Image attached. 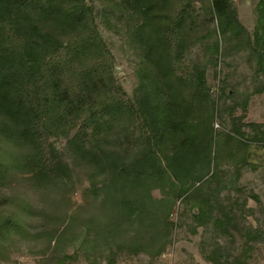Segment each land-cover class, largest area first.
<instances>
[{"label": "rangeland", "instance_id": "rangeland-1", "mask_svg": "<svg viewBox=\"0 0 264 264\" xmlns=\"http://www.w3.org/2000/svg\"><path fill=\"white\" fill-rule=\"evenodd\" d=\"M224 1L220 15L214 0H85L105 60L86 68L95 48L79 43L71 57L86 71L64 67L57 84L66 98L81 79L107 120L67 128L79 110L62 103L44 169L0 116V264H264V0ZM180 5L175 46L165 32ZM39 22L64 43L80 30L56 15ZM175 134L189 135L190 161L181 179L156 177Z\"/></svg>", "mask_w": 264, "mask_h": 264}, {"label": "trees", "instance_id": "trees-1", "mask_svg": "<svg viewBox=\"0 0 264 264\" xmlns=\"http://www.w3.org/2000/svg\"><path fill=\"white\" fill-rule=\"evenodd\" d=\"M183 7L180 5L176 8L174 22L165 32L175 46L179 41L177 31L185 10ZM214 8L222 15L226 11V2L214 0ZM52 15L69 18L80 28L68 43L60 41L53 32L40 26L41 18ZM79 43L95 48L86 68L102 64L105 60V47L85 0H0V116L10 123L16 134L30 144L44 169L55 163L56 150L49 140V134L57 116L55 112L60 110L62 103L67 101L66 104L72 105L71 110H79L74 122L70 115H66L67 128L80 124V130L94 131L99 130L107 120L104 105L91 99L85 82L81 79L75 81L66 98H63L58 88L57 83L61 77L58 70L68 67L76 77L86 71V68L76 70L71 57L77 51ZM175 62H181L182 66L185 64V70H181V67L176 69L180 76L189 75L192 70L189 62L178 59ZM193 77L197 78L196 75ZM197 79L201 82L203 78L200 75ZM148 96L147 94L146 99L155 105L153 112L157 115L161 111L160 106L156 105L155 98ZM115 99L119 102V107H128L127 95L123 90H117ZM86 135L91 142L96 140L95 134ZM179 135L175 134L177 152L173 154L169 170L164 168L161 173L155 170L156 177L162 175L163 179H181L190 156L184 155L189 135ZM227 136L229 140L245 145L243 137L236 131H231ZM211 155V152L206 154L202 162V175L210 171L213 160ZM197 159L199 160L198 156ZM198 162L194 163L195 166ZM123 172L121 170L120 176H123ZM198 179L200 176L192 180V185Z\"/></svg>", "mask_w": 264, "mask_h": 264}, {"label": "built area", "instance_id": "built-area-1", "mask_svg": "<svg viewBox=\"0 0 264 264\" xmlns=\"http://www.w3.org/2000/svg\"><path fill=\"white\" fill-rule=\"evenodd\" d=\"M215 125H216V126H219V124H218V123H216Z\"/></svg>", "mask_w": 264, "mask_h": 264}]
</instances>
